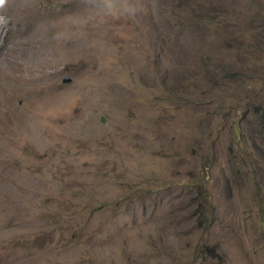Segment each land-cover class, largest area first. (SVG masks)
<instances>
[{
	"label": "rangeland",
	"instance_id": "obj_1",
	"mask_svg": "<svg viewBox=\"0 0 264 264\" xmlns=\"http://www.w3.org/2000/svg\"><path fill=\"white\" fill-rule=\"evenodd\" d=\"M0 264H264V0H0Z\"/></svg>",
	"mask_w": 264,
	"mask_h": 264
}]
</instances>
